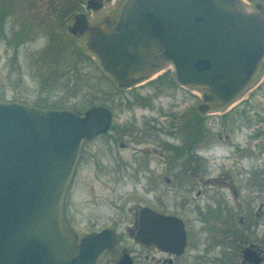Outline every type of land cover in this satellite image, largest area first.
I'll return each instance as SVG.
<instances>
[{"label": "water", "instance_id": "obj_1", "mask_svg": "<svg viewBox=\"0 0 264 264\" xmlns=\"http://www.w3.org/2000/svg\"><path fill=\"white\" fill-rule=\"evenodd\" d=\"M255 8L244 11L240 0H123L109 32L81 14L67 30L87 33V49L120 88L141 81L146 67L171 63L179 85L202 90L203 113L234 101L264 69V7ZM111 118L102 105L77 110L0 97V264H100L111 231L78 237L65 212L83 143ZM136 237L169 252L185 241L180 219L146 206ZM244 252L253 263L261 259ZM117 264L131 258L124 253Z\"/></svg>", "mask_w": 264, "mask_h": 264}, {"label": "rangeland", "instance_id": "obj_2", "mask_svg": "<svg viewBox=\"0 0 264 264\" xmlns=\"http://www.w3.org/2000/svg\"><path fill=\"white\" fill-rule=\"evenodd\" d=\"M10 1L15 3L11 7L12 9L15 7V11L6 19V30L11 27L16 29L24 23V26L30 28V35L27 36V41L16 48L17 53L11 61L8 59L12 54V47L0 42V97L20 99L34 105L40 104L39 106L55 105L77 110H81L80 107L88 104H102L110 107L113 112L110 136L117 137L116 133L119 132L118 140L107 139L109 136L107 135L101 140L96 138L86 148L87 152L73 183V198L70 204L71 221L78 237L84 233L110 227L118 236V248L128 247L135 250L136 255H142L145 252L133 243L125 231V227L131 222L133 209L137 205H151L170 214L185 213L179 210L180 199H189L192 207L186 212V217L195 231L203 227L200 222L201 217L207 216H202L197 210L193 211L195 205L216 207L217 202L224 201L228 208L235 212L231 194L225 188L206 187L201 197L194 198V189L199 184L195 187L193 185L192 191L188 193L185 192V185L178 184L177 177L175 183L172 176L175 171L170 168L177 161H173L172 150L166 152L168 156L166 160L149 155L147 162L150 164V170L142 171L139 170L141 168L139 167L141 164L139 154L133 152L129 146L120 148L117 145L119 140L134 147H143L146 143L154 144L156 139L148 137L146 130L150 115L163 123L162 136L166 143H170L169 146L181 147L179 145L184 143L181 148L188 147L195 130L203 138L204 146L215 142L216 138L212 139L203 130L204 120L202 118L208 117L209 110L201 113L196 108L201 102L200 90L190 86H180L174 79L171 63L161 64L159 70L152 75V85L142 80L135 86L118 88L115 81L101 70L98 61L87 49L86 35L73 37L64 26L58 27L56 23L55 15L68 8L70 4H76L77 0ZM240 1L242 7L249 12L254 11L256 3L264 5V0ZM52 9L54 12L51 11ZM55 37L70 39L71 45L67 43L66 46L75 47V51L88 56L90 62H85L86 67H81L76 72L57 74L62 67L77 64L79 55L71 49L67 50L65 53L67 55L62 56L60 53L56 59L55 74L51 69L52 66H47V62L39 63L40 57L46 53V45L56 39ZM63 41L66 42V40ZM78 65H83V63ZM154 80L157 83H154ZM155 87L159 89V92L152 98L153 109L142 108L143 98L141 96L151 95L154 89H157ZM255 88L257 90L253 91ZM249 93L251 96L248 98L250 100L248 103L251 107H249L248 115L258 111L264 116V71L249 83L239 99H244ZM225 107L215 110L221 112ZM194 111L198 113L199 121H196L193 116ZM207 128V131L211 130L214 133L217 131L216 124ZM204 153H211L207 158L209 165L203 170L204 176L217 175L221 172V165L229 162L224 157V151L220 149L204 150ZM180 157V161L184 159L183 156ZM256 163L263 167L264 155L263 157L259 155ZM161 167L165 169L163 174L169 179L168 183L162 180ZM249 168L250 166L245 165L241 171H233L231 174L247 214L250 209L248 219L251 227L244 231V236L251 242L263 245L264 172L261 173L260 178H254ZM158 195L162 198L160 202L156 200ZM258 203H262V215L256 218L253 213ZM204 211H202L203 214H205ZM136 264L153 263L140 258Z\"/></svg>", "mask_w": 264, "mask_h": 264}, {"label": "flooded vegetation", "instance_id": "obj_3", "mask_svg": "<svg viewBox=\"0 0 264 264\" xmlns=\"http://www.w3.org/2000/svg\"><path fill=\"white\" fill-rule=\"evenodd\" d=\"M77 1L78 2L76 4H72L73 8L69 11H66L65 8L63 11H61V13H57V15H55L56 23L64 26L67 32V28L73 24L76 14H81L87 23L98 24L104 31L109 32L117 20V16L123 0H97L99 5L94 9L91 7H86L87 0ZM256 4L264 7V5L260 3ZM255 5L254 11L251 12L246 11L243 7L242 8L248 13H255L257 12ZM51 11L54 12V9H52ZM68 33L73 37L86 35L87 40L86 32H83L82 34L76 33L75 35L71 34L70 32ZM95 59L97 60L96 57ZM160 66L161 64L158 65L157 68H144L141 73V75L143 76L142 80H145L144 82L152 85V75L159 70ZM262 71H264V69L260 72ZM260 72H258L252 78V80ZM157 78L158 77H156V79ZM155 80L154 83H157L155 82ZM249 83L240 90L236 99H234V101H232L231 103L218 107L208 106V117L202 118L204 120L203 130L205 131V134H209L212 139L216 138L215 142L207 143L204 146V144H202L203 138L200 137V134L195 130L192 134L190 145L188 147L181 148L184 146V143L179 145L181 147H176V145L169 146L170 143H166L162 136L163 123L152 115H150V121H147L146 123V130L147 134L149 135L148 137L156 139L154 144L146 143L143 147H134L123 142L122 140H119L117 142V145L120 148L129 146V148L133 150V152L139 154L141 159V164H139V167L141 168L139 170L142 171L150 170V164L147 162V158L149 155L155 156L156 158L161 160H166L168 158L166 152L172 150L173 161H177L174 163L172 168H170L175 171V174L172 175L175 183L177 177L179 179L177 180L178 184L180 183L181 186L185 185V192L188 193L192 191L193 185L195 187L199 184V186L195 187L194 189V198L201 197V194L206 187L211 186L217 188H225L231 194L235 212L229 209L228 205H226L224 201L217 202L216 207H211V205H206L205 207L195 205V207H193V211L197 210L198 213L202 214V216L207 215L205 218L201 217L202 220H200V222L202 223L203 227H200L199 230L195 231L192 229L191 223L186 217V212L189 208L192 207V205H190L189 199H180L181 207L179 210H183L185 213L177 212L176 214H170L158 210L151 205H137L133 209L131 222L125 227V231L127 233V236L133 241V243L138 245L141 248V251H144L145 253L142 255H136L134 253L135 250L128 247L118 248V236L114 232V229L110 227H104L111 231L113 245L112 248L108 249L104 253L100 264H117L119 258L124 253H126L131 258V264H136L137 260L140 258L145 261H150L153 264H264V244H256L255 242L247 240L244 236V231L251 227V222H249L248 219L250 215V209L248 211L249 214H247L245 211V205H243V203L240 201V192L236 188L233 181V176L231 174L233 171H241L242 169H244L245 165L250 166L249 170L253 172L252 175L254 178H260L261 173L264 172V166L260 167L259 163H256V159L258 158V156L260 155L261 157H263L264 155V116L260 115L258 111H254L253 113H251V115H248L249 107H251V105L248 103V101H250L248 99L249 96H251L250 93L247 94L244 99H239L240 94L249 85ZM136 84L132 86H135ZM149 85L146 84V86ZM255 90L257 89L255 88L253 91ZM200 91L202 93V90ZM157 92H159L158 88L154 89L151 95H139L143 98L141 107L144 109L152 110V98L153 96L157 95ZM90 106L94 105H88L85 108ZM223 106L226 107L223 108L221 112L215 110ZM105 107L108 108L111 112L112 118L110 125L105 132L100 133L83 143L81 157L75 169L69 189V199L65 215L73 231L74 228L71 221L72 214L70 211V204L73 198L72 187L74 180L78 174L79 166L87 152L86 148L96 138H99L101 140V138L103 139V137L109 135L107 139L112 138L113 141L119 139V132L116 133L117 137H115V135L110 136L109 134L110 130H112L113 112L110 107ZM161 111L163 110L161 109ZM215 124L217 129L215 133L211 130L207 131L208 126L211 127ZM216 149L224 151V157L229 162L223 163L221 165V172L217 175L210 177L204 176L203 170H205V166L209 165L207 163V158L210 157L212 153H204V150L213 151ZM207 154L208 156H205ZM180 156H183L182 158H184L181 161ZM156 167L158 168V165ZM151 169H153V167ZM161 169L162 180L168 183L169 179L163 174V171L165 169L162 167ZM160 196L161 195H158L156 197V200L159 202L160 200H162ZM142 206L149 207L161 214L173 215L181 220L185 233V241L182 250L169 252L157 248L153 244H142L138 240V238L136 237V231L138 227V211ZM261 208L262 203H258V207L253 213L254 217L258 218L262 215ZM203 210H205V214L202 213ZM101 229H99L98 231H100ZM246 247H249L251 250H253L258 256L261 257V259L256 263L246 260L244 258V250Z\"/></svg>", "mask_w": 264, "mask_h": 264}, {"label": "trees", "instance_id": "obj_4", "mask_svg": "<svg viewBox=\"0 0 264 264\" xmlns=\"http://www.w3.org/2000/svg\"><path fill=\"white\" fill-rule=\"evenodd\" d=\"M13 3L12 1L8 0H0V42L4 43L7 46H11L12 47V54L9 57V61H11L12 58H14L15 54L17 53V47L19 45H21L22 43H24L25 41H27V36L30 35L29 31L30 28L24 26V23L19 26L18 28L14 29L11 27V29L6 30V19L8 17L9 14H11L12 12L15 11V7L14 9H12L11 7H13ZM15 4V3H14ZM73 8V5L70 4V6H68V8H66V11H69L70 9ZM62 27V25L58 24V27ZM56 39H53L52 41L48 42V44L45 47V52L44 56L40 57V62H47V66H52L51 69H53L54 74H55V67L57 65V58L60 55V53L62 54V56L67 55L65 53H67L68 49L74 50L75 51V47H69L66 46L65 44L69 43V45H71V40L68 38H58L55 37ZM63 40H66V42H64ZM75 53L77 55H79L78 60L76 61L77 64H72V65H67L62 67V69L57 72V74H66L69 72H76L77 70H80V68L82 67H86L85 62H90V58L86 55H83L80 53V51H75ZM79 63H83V65H78ZM39 66V65H38ZM46 66V67H47ZM169 79V78H168ZM167 79V81H168ZM40 105V104H39ZM89 105V104H88ZM87 105V106H88ZM91 105V104H90ZM51 107H57L55 105H50ZM86 105L80 107V109L85 108ZM193 116H195L196 121H199V115L198 113H196L194 111Z\"/></svg>", "mask_w": 264, "mask_h": 264}]
</instances>
